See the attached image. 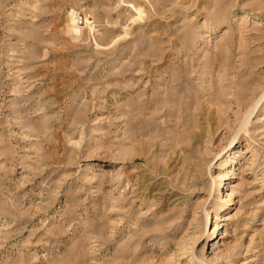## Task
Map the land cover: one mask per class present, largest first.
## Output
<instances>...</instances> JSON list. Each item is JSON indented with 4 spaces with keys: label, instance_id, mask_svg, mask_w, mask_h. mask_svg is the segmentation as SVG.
Here are the masks:
<instances>
[{
    "label": "rangeland",
    "instance_id": "rangeland-1",
    "mask_svg": "<svg viewBox=\"0 0 264 264\" xmlns=\"http://www.w3.org/2000/svg\"><path fill=\"white\" fill-rule=\"evenodd\" d=\"M0 264H264V0H0Z\"/></svg>",
    "mask_w": 264,
    "mask_h": 264
},
{
    "label": "bare ground",
    "instance_id": "bare-ground-1",
    "mask_svg": "<svg viewBox=\"0 0 264 264\" xmlns=\"http://www.w3.org/2000/svg\"><path fill=\"white\" fill-rule=\"evenodd\" d=\"M77 21L79 25L84 23V17L80 16L78 12H77Z\"/></svg>",
    "mask_w": 264,
    "mask_h": 264
}]
</instances>
